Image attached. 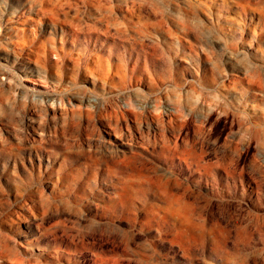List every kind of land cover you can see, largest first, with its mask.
Listing matches in <instances>:
<instances>
[{
    "label": "rangeland",
    "instance_id": "obj_1",
    "mask_svg": "<svg viewBox=\"0 0 264 264\" xmlns=\"http://www.w3.org/2000/svg\"><path fill=\"white\" fill-rule=\"evenodd\" d=\"M16 257L264 264V0H0Z\"/></svg>",
    "mask_w": 264,
    "mask_h": 264
},
{
    "label": "bare ground",
    "instance_id": "obj_2",
    "mask_svg": "<svg viewBox=\"0 0 264 264\" xmlns=\"http://www.w3.org/2000/svg\"><path fill=\"white\" fill-rule=\"evenodd\" d=\"M173 142V141H172ZM174 142H175V140H174ZM176 144H178L177 142H175ZM169 144V143H168ZM172 144V143H171ZM175 144V146H177ZM124 145H126L125 143H123V142H121L120 144H119V146H124ZM190 150H192V149H190ZM189 151V150H188ZM186 156H187V154H186ZM198 169H199V171H201L202 170V168L199 166L198 167ZM176 208H171L170 209V211L173 213V215L175 216V215H177V216H180L181 218H186L185 220H189L190 219V216H189V214L184 210V211H181L182 210V208H181V202L180 201H177L176 203ZM16 254V253H15ZM17 259H15V264H48V263H45V262H37V263H33L32 262V259H31V261H29V260H25L23 257H16ZM27 258V257H26ZM14 261V260H13ZM12 261V262H13ZM35 262V261H34ZM50 264V263H49Z\"/></svg>",
    "mask_w": 264,
    "mask_h": 264
}]
</instances>
